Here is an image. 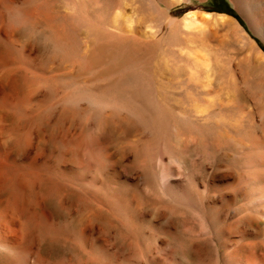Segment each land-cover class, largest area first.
<instances>
[{"label":"rangeland","instance_id":"374dc122","mask_svg":"<svg viewBox=\"0 0 264 264\" xmlns=\"http://www.w3.org/2000/svg\"><path fill=\"white\" fill-rule=\"evenodd\" d=\"M145 1H124L125 43L108 51L88 37L79 49L58 4L46 16L2 10L0 243L21 252L0 250V264H248L250 252V264H264V0H181L170 33L167 14L160 23ZM189 13L195 26L186 29ZM91 47L102 57L84 67ZM95 95L120 108L97 105ZM154 97L167 133L135 114ZM154 148L166 167L172 157L182 163L168 189L148 172Z\"/></svg>","mask_w":264,"mask_h":264},{"label":"bare ground","instance_id":"6f19581e","mask_svg":"<svg viewBox=\"0 0 264 264\" xmlns=\"http://www.w3.org/2000/svg\"><path fill=\"white\" fill-rule=\"evenodd\" d=\"M124 1H126V0H0V18H2V16H3V12H2V10H5L9 15H16V16H39V15H43V16H46L45 15V12H47V10L49 9V7L51 8V6H53V5H60V6H62L63 7V11H61V12H59L58 14H59V16L61 17L60 18V21H62V20H64V22H65V26H66V28H65V33L67 32V31H69L70 33H72L73 35H74V37L77 39V43H78V48L80 49L81 47H87V44H90L91 45V43H84L83 42V40H82V37H88V38H90V42H92L94 45L96 44H100V47H102L104 50H106L107 48V51L108 50H110V49H113V47L112 46H117V45H119V46H121V45H123L124 43H122L121 42V36L122 35H120V34H122V33H120L122 30H124V25L122 24V19H124L125 17H124V8H123V3H124ZM147 1V2H146ZM145 2H146V4L149 6V7H151L150 8V10L152 9L153 11H155L154 13L156 14V16L158 17V15H160V13H163V12H165L166 14H167V17L169 18V22L167 23V27H168V32L170 33L171 31V29L172 28H174L173 27V24L175 23L176 24V22H172V21H174L173 19V17L171 16V13H170V9H171V7L172 6H174L175 4H179L180 3V1L181 0H167V7L164 9V8H162L163 7V1L164 0H146ZM144 2V3H145ZM31 3H34L36 6H35V8H34V10L32 11V10H30V11H28V10H24L23 9V7H24V5H27V4H31ZM19 5V7H17V8H15V6L14 5ZM41 8H44V10L45 11H41ZM46 8H48V9H46ZM49 10H51V9H49ZM57 10V9H56ZM55 10V11H56ZM54 11V10H53ZM55 14V13H54ZM53 14V15H54ZM165 14V15H166ZM50 16V15H49ZM48 16V17H49ZM54 16H57V15H54ZM124 17V18H123ZM161 17V16H160ZM195 16L193 15V14H188V15H186L185 17H184V19H183V22H184V27L186 28V29H189V28H191L193 25H194V20H195V18H194ZM221 18H223V16H220ZM49 18H53L52 16L51 17H49ZM57 18V17H56ZM56 18H53V19H55L56 20ZM162 18L163 17H161V20H162ZM156 19V18H155ZM166 19V18H165ZM224 19V18H223ZM108 20H111L112 21V25H111V27L113 28V30H110V29H112V28H110L108 25H107V23H106V21H108ZM158 21L160 20L159 19V17H158V19H157ZM157 20H155V21H157ZM161 20L159 21L160 23H162L161 22ZM59 21V20H58ZM57 21V22H58ZM60 21H59V29H58V31L61 29L60 28ZM53 22V21H52ZM153 22V21H152ZM62 23V22H61ZM160 23H158V24H160ZM219 23V22H218ZM63 24V23H62ZM57 25V26H58ZM155 25H157L156 23H155ZM62 26V25H61ZM159 26H161V24L159 25ZM195 26V25H194ZM55 27H56V24H55ZM64 27V26H63ZM164 27V26H163ZM192 28H194V27H192ZM196 28V27H195ZM114 29H116V30H114ZM120 30V32H118V30ZM152 29V28H151ZM1 31V30H0ZM62 31V30H61ZM115 31V32H114ZM117 31V32H116ZM2 32V31H1ZM60 32V31H59ZM120 33V34H119ZM162 33V31H161V29H156V32H155V36H158V35H160ZM64 34V33H63ZM168 34V33H167ZM3 35V34H2ZM65 35V34H64ZM7 36V35H6ZM67 36V35H66ZM147 35L145 34V35H143L142 37H145V38H147L146 37ZM5 37V36H4ZM11 37V36H10ZM123 37H125V36H123ZM173 37V36H172ZM0 38L2 39V37L0 36ZM15 38V37H14ZM126 38V37H125ZM136 38H137V36H136ZM135 38V41H134V43L137 45V47H138V45H139V47H145V45L147 44V43H145L144 41H142V40H140V39H136ZM150 38V37H149ZM4 39V38H3ZM2 39V40H3ZM7 39V38H6ZM9 39V38H8ZM12 39V38H11ZM72 39H73V37H72ZM132 39V38H131ZM144 39V38H143ZM82 40V41H81ZM125 40V39H124ZM127 40V39H126ZM3 41H5V40H3ZM9 41H10V39H9ZM61 41H62V39H61ZM65 42L66 41H68V39H65L64 40ZM74 41V40H73ZM84 41H86V40H84ZM6 42V41H5ZM12 42V41H11ZM15 42V41H14ZM60 42V41H59ZM75 42V41H74ZM127 42V41H126ZM64 43V42H63ZM130 43V42H129ZM132 43V42H131ZM130 43V44H131ZM66 44V43H65ZM67 44H69L68 42H67ZM66 44V45H67ZM80 44H81V46H80ZM115 44V45H114ZM63 45V44H62ZM77 45V44H76ZM89 45V46H90ZM110 45H112V46H110ZM73 46V45H72ZM127 46V45H126ZM148 46H150V45H148ZM60 47V46H59ZM71 47V46H70ZM74 48H75V46H73ZM72 47V48H73ZM69 48V47H68ZM71 48V49H72ZM78 48H77V46H76V50H78ZM132 48V47H131ZM136 48V47H135ZM148 48V47H147ZM24 49V48H23ZM62 49V48H61ZM66 49V48H65ZM115 49V48H114ZM133 49V48H132ZM31 50V49H30ZM67 50V49H66ZM84 50V49H83ZM85 50H86V48H85ZM84 50V51H85ZM90 57H88L87 58V60H86V64H84L85 63V61L83 62V65H85L84 67H87L86 65H88L89 67H91V64L93 63V60H94V58H96V57H99V59H100V56L102 57V55H98V53H97V56L95 55V49L94 48H90ZM103 50V51H104ZM137 50H138V48H137ZM139 50H141L140 48H139ZM62 51V50H61ZM64 51V50H63ZM72 51V50H71ZM74 51V50H73ZM87 51V50H86ZM97 51V50H96ZM112 51V50H111ZM142 51V50H141ZM67 52V51H66ZM75 52V51H74ZM102 52V51H101ZM121 52V51H120ZM72 53V52H71ZM84 53V52H83ZM100 53V52H99ZM103 53V52H102ZM106 53V52H105ZM52 55H53V53H52ZM66 55H67V53H66ZM113 55H114V53H113ZM117 55H118V53H117ZM78 56V55H77ZM96 56V57H95ZM103 56H104V53H103ZM143 58V57H142ZM93 59V60H92ZM97 59V58H96ZM103 59V58H102ZM101 59V60H102ZM145 59H147V58H145ZM190 59V58H189ZM33 60V59H32ZM106 59H103V61H105ZM52 61V60H51ZM96 61V60H95ZM141 61V60H140ZM144 61V60H143ZM97 62V61H96ZM102 62V61H101ZM73 63H75V61H73ZM77 63H79V60H77L76 61V65H77ZM103 63V62H102ZM143 64H144V62H143ZM72 65V64H71ZM75 66V65H74ZM145 66V65H144ZM96 67V66H95ZM99 67V66H98ZM137 69V68H136ZM32 70V69H31ZM141 70V69H140ZM143 71V70H142ZM147 74V73H146ZM35 76V75H34ZM140 77V76H139ZM138 77V78H139ZM44 78V77H43ZM49 78H51V77H49ZM55 81V80H54ZM37 83V82H36ZM113 83V82H112ZM156 83V82H155ZM109 84V83H108ZM103 85V84H102ZM101 85V86H102ZM114 86V85H113ZM44 87V86H43ZM46 87V86H45ZM82 87H84V86H82ZM99 87V86H98ZM107 87V86H106ZM111 87V86H110ZM140 87H142V86H140ZM154 89V88H153ZM150 91V90H149ZM84 92H85V90H84ZM152 92H153V90H152ZM141 94H143V93H141ZM155 94V93H154ZM153 94V95H154ZM86 95V94H85ZM87 96V95H86ZM85 96V97H86ZM142 96V95H141ZM145 96V95H144ZM151 96V95H150ZM149 96V97H150ZM78 97V96H77ZM95 97H96V95H95ZM143 97V96H142ZM142 97H140L139 99H142L143 100V98ZM145 98H147V97H144V99ZM155 98V97H154ZM149 98L147 101H145V102H143L142 104H140V105H143L142 107H140L137 103H136V106H135V108L137 107L138 109L135 111V114L140 118V120H141V122L142 123H144L146 126H148V127H150V128H155L156 127V130H157V127H159V128H161V129H163L162 131H164V133H167L166 131H167V129L169 128V127H171V124L169 123V122H167V121H164V120H162V121H160L159 122V115L161 114L162 115V112L166 109V107H164V105H163V103H161L157 98ZM79 99V98H78ZM126 99V98H125ZM88 100V99H87ZM92 100V99H91ZM95 102H96V104L97 105H99V104H101V105H105V106H109V105H111V106H113V105H115L114 107H119L118 105H116L117 103H118V100L117 99H115V97L114 98H106L105 96L104 97H102V96H97L95 99ZM121 100V99H120ZM131 100V99H130ZM129 100V101H130ZM74 101V100H73ZM89 101V100H88ZM93 101V100H92ZM132 101V100H131ZM141 101V100H140ZM77 102V101H76ZM138 103H139V101H137ZM122 103V105H121V110H123L124 109V111H130V110H133L134 111V108H133V106L131 107V105H129V104H127L126 102L125 103H123V102H121ZM119 104H120V102H119ZM79 105V104H78ZM166 106V105H165ZM59 107H61V106H59ZM58 107V108H59ZM28 108V107H27ZM63 108V107H62ZM120 108V107H119ZM125 109H127V110H125ZM62 109H60V111H61ZM59 110H58V112H60ZM61 115L60 116H62V114L64 115V113H63V111H62V113H60ZM1 115V114H0ZM104 117V116H103ZM164 117V116H163ZM2 119V118H1ZM1 119H0V121H1ZM104 119V118H103ZM2 123V122H1ZM1 123H0V126H1ZM51 123V122H50ZM4 124L5 123H3L2 124V126L1 127H3V129H4ZM6 125V124H5ZM174 126V125H173ZM139 128V127H138ZM6 129V128H5ZM7 130V129H6ZM0 131L2 132V128H0ZM7 131H9V130H7ZM6 131V132H7ZM13 131V130H12ZM161 131V132H162ZM0 132V133H1ZM6 132H4V133H6ZM160 132V133H161ZM3 133V135L5 136V134ZM163 133V132H162ZM162 133H161V135H162ZM2 135V134H1ZM3 135H2V137H3ZM60 135V134H59ZM1 137V136H0ZM6 137V136H5ZM34 137V136H33ZM63 137V136H62ZM65 137V136H64ZM64 137H63V139H64ZM165 137V136H164ZM228 137V136H227ZM144 138V137H143ZM146 138H147V141H149L150 142V140H151V136H146ZM62 139V138H61ZM72 139V138H71ZM80 139V138H79ZM78 139V140H79ZM142 139V138H141ZM53 140H55V139H53ZM65 140V139H64ZM70 140V139H69ZM69 140H66L67 142L69 141ZM81 140V139H80ZM259 140V139H258ZM57 141V140H56ZM59 141H61L60 139H59ZM71 141H73V140H71ZM75 141V140H74ZM29 142H31L30 140H29ZM78 142V141H77ZM77 142H74V144H76ZM79 142H81V141H79ZM93 142V141H92ZM92 142H90V144L92 143ZM97 142V141H96ZM96 142H94V143H96ZM61 143H64L63 141H61ZM69 143V142H68ZM82 143V142H81ZM81 143H77L76 145H78V149L79 150H81L80 148L81 147H79V146H81ZM32 144V143H31ZM31 144H30V146H31ZM71 144V143H70ZM73 144V145H74ZM93 144V143H92ZM255 145V144H254ZM23 146V145H22ZM21 146V147H22ZM82 146H83V144H82ZM93 146H96V144L95 145H93ZM6 147V146H5ZM20 147V148H21ZM76 147V146H75ZM92 147V146H91ZM97 147V146H96ZM23 148H25L24 146H23ZM88 148H89V146H88ZM92 148H94V147H92ZM72 150H73V148H71ZM134 149V148H133ZM164 149V152H167L168 150H167V148H163ZM72 150H68L69 152L70 151H72ZM76 149H74V151H75ZM90 150H92V149H90ZM67 151V150H66ZM73 151V152H74ZM162 150H156L155 148H154V150L153 151H151L148 155H149V159L148 160H145V161H148L149 162V171L148 172H150L154 177H156V179L158 180V182H160L159 184L163 187V189H168V185H166L167 183V180L169 179V177L170 176H172L173 175V173L174 172H179L178 170H180V167H181V161H180V159L179 158H177V157H172V161H173V163H175L176 165H174L173 167H166L165 166V164H164V159H163V156H164V154L161 152ZM18 152V151H17ZM68 152V153H69ZM90 152V151H89ZM94 152V151H93ZM67 153V152H66ZM77 153V152H76ZM81 153V152H80ZM2 154H3V152H2ZM72 155H73V153H71ZM95 154V153H94ZM74 155H76V154H74ZM74 155H73V157H74ZM78 155H80V157H81V154H78ZM92 155V154H91ZM36 156V155H35ZM67 156V155H66ZM65 156V157H66ZM77 156V155H76ZM94 156V155H93ZM255 157V156H254ZM10 158V157H9ZM75 158V157H74ZM76 158H78V156L76 157ZM146 159H147V157H146ZM6 160V159H5ZM79 160V159H78ZM262 160V159H261ZM263 161V160H262ZM44 164V163H43ZM17 165V164H16ZM145 165H148V164H145ZM104 167V166H103ZM32 169V168H31ZM31 171V170H30ZM27 172V171H26ZM35 172V171H34ZM104 172V171H103ZM234 172V171H233ZM31 173V172H30ZM30 173L28 172V174H29V176H30ZM236 173V172H235ZM6 174V173H5ZM5 174H4V176H5ZM27 174V175H28ZM32 174V173H31ZM35 174V173H34ZM258 174V173H257ZM40 175H41V173H40ZM235 175V174H234ZM237 175V174H236ZM12 176V175H11ZM245 176V175H244ZM251 176V175H250ZM6 177V176H5ZM14 177H16V175L14 176ZM32 178H33V175L31 176ZM30 177V178H31ZM36 176L34 175V178H35ZM38 177V176H37ZM36 177V178H37ZM231 177V176H230ZM240 177V176H239ZM247 177V176H246ZM7 178L9 179V178H11L10 176L8 177L7 176ZM13 178V177H12ZM27 178H29V177H27ZM31 178V179H32ZM35 178V179H36ZM256 177L254 176V179H255ZM263 178V177H262ZM18 179V178H17ZM45 179V178H44ZM242 179V181H243V176H242V178H240L239 180H238V182L240 181ZM247 179H249L248 177H247ZM246 179V180H247ZM251 179L252 178H250V181H251ZM15 180H16V178H15ZM25 180H27L26 178H25ZM40 180V179H39ZM48 180V179H47ZM155 180V179H154ZM11 181V180H10ZM28 181H29V179H28ZM35 181V180H34ZM33 181V182H34ZM241 181V182H242ZM7 182H9V181H7ZM6 182V183H7ZM16 182V181H15ZM14 182V183H15ZM38 183H40V181L38 182ZM254 183V182H253ZM3 184V183H2ZM10 184H12V183H10ZM10 184H8V186H10V187H12ZM31 184V183H30ZM29 184V182H28V185H30ZM163 184V185H162ZM239 184V183H238ZM247 185V184H246ZM3 186V188H4V185H2ZM1 186V187H2ZM7 186V187H8ZM13 186H14V184H13ZM69 186V185H68ZM77 186V185H76ZM33 187V186H32ZM29 188H31V187H29ZM29 188H26V189H29ZM161 188V187H160ZM6 189H8V188H6ZM6 189H4V191L6 190ZM32 189V188H31ZM30 189V190H31ZM9 190H10V188H9ZM9 190H8V192H9ZM33 190H34V188H33ZM3 191V190H2ZM1 191V192H2ZM10 191H12L13 192V190H10ZM19 191V190H18ZM6 192L7 191H5V193H3V194H1V196H3L4 194H6ZM29 192H31V191H29ZM28 192V194H30ZM11 193V192H10ZM34 193H35V191H34ZM33 193V194H34ZM27 194V195H28ZM164 194V193H163ZM26 195V196H27ZM32 194H30V196H31ZM39 195V194H38ZM255 195V194H254ZM34 196V195H33ZM30 197V198H34V199H36V195L34 196V197ZM237 196V195H236ZM27 197H29V196H27ZM239 197V196H238ZM237 197V198H238ZM1 198V197H0ZM29 198V200H30V202L32 203V205L34 204H36L37 205V203H36V201H34V199L33 200H31ZM233 198V197H232ZM236 198V197H235ZM259 198H260V196H259ZM263 198V197H262ZM11 199V198H10ZM261 199V198H260ZM6 200V199H5ZM233 200V199H232ZM257 200V198L255 199V201ZM0 201H2V200H0ZM244 201V200H243ZM259 200H257L256 202H258ZM7 202V201H6ZM29 202V201H28ZM34 202V203H33ZM234 202V201H233ZM3 203V202H2ZM11 203V202H10ZM9 203V204H10ZM5 204V203H4ZM8 204V205H9ZM29 204V203H28ZM130 204V203H129ZM260 204H261V201H260ZM35 205V206H36ZM250 205H252L251 203H250ZM255 205H257V204H255ZM10 206V205H9ZM245 206V205H244ZM244 206H243V209H244ZM209 208V207H208ZM241 208V207H240ZM259 208V207H258ZM262 208V207H261ZM203 209V208H202ZM227 209V208H226ZM225 209V210H226ZM34 210V209H33ZM241 210V209H240ZM259 210V209H258ZM263 211H264V209H263ZM263 211H261V212H263ZM16 212V211H15ZM240 212V211H239ZM235 213V212H234ZM249 213V212H248ZM229 215V214H228ZM244 215V214H243ZM264 215V214H263ZM246 216V215H245ZM248 216V215H247ZM252 216V215H251ZM204 217V216H203ZM239 217H241V215L240 216H238V218ZM253 217V216H252ZM35 218V217H34ZM225 218V217H224ZM243 218V217H242ZM241 218V219H242ZM260 218V217H259ZM255 219H256V217H255ZM261 219V218H260ZM224 220V219H223ZM244 220V219H243ZM257 220H258V218H257ZM206 221V220H205ZM207 221H208V216H207ZM239 221V220H238ZM255 221V220H254ZM261 221V220H260ZM234 222V221H233ZM233 222H231V224L233 223ZM14 223V222H13ZM215 223V222H214ZM217 223V222H216ZM241 223V222H240ZM260 223V222H259ZM211 224V223H210ZM242 224H243V222H242ZM241 224V225H242ZM253 224V223H252ZM159 225V224H158ZM256 225H257V223H256ZM237 226V225H236ZM243 226V225H242ZM258 226V225H257ZM264 227V226H263ZM145 229V228H144ZM215 229H216V227H215ZM236 229V228H235ZM235 229H233V230H235ZM175 230V229H174ZM224 230V229H223ZM232 230V229H231ZM262 230V229H261ZM260 231V230H259ZM226 232V231H225ZM7 235V234H6ZM30 235H31V233H30ZM260 235V234H259ZM1 236V235H0ZM2 237V236H1ZM217 237V236H216ZM261 242V241H260ZM33 243V242H32ZM248 243V242H247ZM261 243H263L264 244V242L262 241ZM246 243H243V245H245ZM258 244V243H257ZM257 244H255V245H257ZM247 246H245L246 248H249L248 247V244H246ZM252 245H254V244H252ZM242 246V245H241ZM259 246V245H258ZM254 247H257V246H254ZM261 247V246H260ZM22 248V247H21ZM251 248V247H250ZM253 248V247H252ZM239 249V248H238ZM241 249H242V247H241ZM259 248L257 247L256 248V250H258ZM0 250H2V251H4V252H6L8 255H10V256H16V255H19V252H21V250L17 247V246H15V245H13V244H9V243H7V242H3V243H0ZM247 250V249H246ZM250 250H253V249H250ZM238 251H240V250H238ZM237 251V252H238ZM259 251H260V249H259ZM262 251V250H261ZM25 252V251H24ZM23 252V253H24ZM248 252V251H247ZM255 252H257V251H255ZM29 253V252H28ZM32 253V252H31ZM37 253V252H36ZM260 253H262V252H260ZM30 254V253H29ZM256 254V253H255ZM255 254L253 253V252H250V254L248 255V256H246V259H247V261H245V262H247L248 264H250L252 261H254V259L256 258V256H255ZM23 254H21V256H22ZM236 255V254H235ZM263 255V254H262ZM261 255V256H262ZM38 256H40V255H38ZM28 257H29V255H28ZM263 257H264V255H263ZM20 258V257H19ZM25 258L27 259V255L25 254ZM235 258H238V259H240L239 258V256H235ZM14 259H16L15 257H14ZM23 259V258H22ZM21 259V260H22ZM11 260V259H10ZM264 260V259H263ZM236 261V260H235ZM229 263V262H228Z\"/></svg>","mask_w":264,"mask_h":264}]
</instances>
